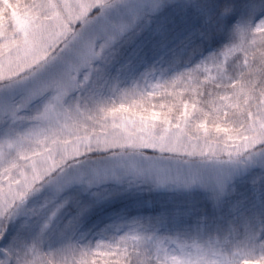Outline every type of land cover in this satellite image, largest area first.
<instances>
[{
	"label": "snow or ice",
	"instance_id": "obj_1",
	"mask_svg": "<svg viewBox=\"0 0 264 264\" xmlns=\"http://www.w3.org/2000/svg\"><path fill=\"white\" fill-rule=\"evenodd\" d=\"M0 264H264V0H0Z\"/></svg>",
	"mask_w": 264,
	"mask_h": 264
},
{
	"label": "trees",
	"instance_id": "obj_2",
	"mask_svg": "<svg viewBox=\"0 0 264 264\" xmlns=\"http://www.w3.org/2000/svg\"><path fill=\"white\" fill-rule=\"evenodd\" d=\"M160 99H161V98H159V97L156 98V99L153 101V103H156V104H157V103H160V102H158Z\"/></svg>",
	"mask_w": 264,
	"mask_h": 264
},
{
	"label": "rangeland",
	"instance_id": "obj_3",
	"mask_svg": "<svg viewBox=\"0 0 264 264\" xmlns=\"http://www.w3.org/2000/svg\"><path fill=\"white\" fill-rule=\"evenodd\" d=\"M158 102H160V103H161V102H162V101H161V99H160ZM164 102H166V101H164ZM157 104H159V103H157Z\"/></svg>",
	"mask_w": 264,
	"mask_h": 264
}]
</instances>
